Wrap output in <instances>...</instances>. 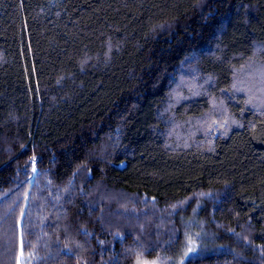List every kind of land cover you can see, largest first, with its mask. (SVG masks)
Listing matches in <instances>:
<instances>
[{"label":"trees","instance_id":"trees-1","mask_svg":"<svg viewBox=\"0 0 264 264\" xmlns=\"http://www.w3.org/2000/svg\"><path fill=\"white\" fill-rule=\"evenodd\" d=\"M263 48L264 0H0V264H264Z\"/></svg>","mask_w":264,"mask_h":264},{"label":"rangeland","instance_id":"rangeland-1","mask_svg":"<svg viewBox=\"0 0 264 264\" xmlns=\"http://www.w3.org/2000/svg\"><path fill=\"white\" fill-rule=\"evenodd\" d=\"M259 47L257 51L260 49ZM264 49V48H263ZM260 51V50H259ZM243 70V69H242ZM239 83H243L242 85L247 88L249 87V84L254 85L255 91L258 92V95L260 93V96L264 97V61L260 60L259 58H251L246 65V68L241 72ZM209 83L206 81L205 77L199 76L197 70L195 67L190 68L187 66L183 67L181 72L179 73L178 77L176 78V82L174 83L173 87V95L176 97L178 94H176L181 89L191 91L193 89H196V87L202 88L206 87ZM240 85V84H239ZM194 91V90H193ZM180 95V94H179ZM216 115V113H212L208 116V122L211 121V119ZM168 122V138L169 140H172L175 142V140L180 141L183 139V137L191 131L192 128H186L185 124H179V122L174 121V119L167 121ZM173 138V139H172ZM180 139V140H179ZM176 143V142H175ZM101 191L102 200L105 197V202H108L110 200H114L115 196L111 193L105 194V192L101 189H98ZM107 195V196H106ZM111 198V199H110ZM190 226H193L192 223L185 224V228H188ZM202 226V224L200 225ZM199 226V227H200ZM193 235H189V241L186 244V247L189 249L188 254H191L195 252L199 246H204V231L203 232H196L192 233ZM209 232L207 233V236L209 239L212 240V238L209 236ZM187 239V238H186ZM202 242V244H201ZM183 261V259H182ZM167 262H147V261H140L137 264H165ZM178 264H181L178 262Z\"/></svg>","mask_w":264,"mask_h":264}]
</instances>
